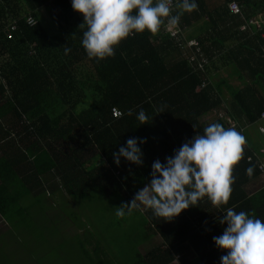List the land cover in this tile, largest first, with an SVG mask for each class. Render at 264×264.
Masks as SVG:
<instances>
[{
    "label": "trees",
    "instance_id": "1",
    "mask_svg": "<svg viewBox=\"0 0 264 264\" xmlns=\"http://www.w3.org/2000/svg\"><path fill=\"white\" fill-rule=\"evenodd\" d=\"M229 1L223 0L212 15L207 0H196L198 9L181 16L178 27L182 31L204 16L210 17L213 32L206 39L218 52L212 55L206 39L198 38L201 52L211 60L200 71L196 63L188 62L191 50L184 51L181 43L169 36L166 24L156 34L146 29L128 36L114 46V57L90 59L81 43L87 26L79 28L84 17L73 10L72 0H0V125L3 119L9 120L4 130L7 136L18 128L0 154V224L5 225L0 235L30 223L43 232L48 225L56 231L61 222L55 218V208L63 204L72 209L75 205L76 211L90 200L115 197L130 202L150 183L155 160L164 163L210 124L232 128L227 118L237 121V130L241 132L242 127L246 138L243 158L232 170L235 182L228 204L215 206L205 196L198 206H190L172 220L157 218L145 206L134 209L146 220L151 235L161 239L141 261L168 264L172 252H182L188 243L201 264H221L223 251L218 256H201L203 249H214L213 237L227 227L216 225L219 220L215 217L223 218L221 210L231 207L264 221V183L255 158L258 155L264 160V137L262 142L254 141L244 133L247 124L264 122V29L256 31L253 25L240 28L264 12V0H234L242 15L229 14ZM41 9L58 34L45 30ZM181 12L177 6L175 14ZM26 13L34 15L37 25L30 27L20 18ZM17 18V30L8 37V26ZM228 23L233 24V48L219 49L227 38ZM66 48L70 49L67 53ZM224 51L233 54V78L239 86L219 80L213 72L218 70V56ZM6 88L12 93H6ZM112 107L122 115L114 117ZM141 109L148 117L146 124L137 119ZM129 138L146 140L138 145L144 154L141 166L123 157L119 166L114 162L112 154L126 146ZM249 167L254 169L251 178L246 174ZM71 213L66 217L77 222V214ZM84 222H77L81 232L92 226ZM93 231L96 236L89 237L93 244L77 236L72 238L74 247L78 238V253L87 264H108L101 258L106 257L99 245L102 230Z\"/></svg>",
    "mask_w": 264,
    "mask_h": 264
},
{
    "label": "clouds",
    "instance_id": "2",
    "mask_svg": "<svg viewBox=\"0 0 264 264\" xmlns=\"http://www.w3.org/2000/svg\"><path fill=\"white\" fill-rule=\"evenodd\" d=\"M178 7L183 12L173 15L171 0H72L73 10L84 17L79 28L87 26L82 46L90 59L98 60L114 57V46L128 36L146 29L156 34L165 24L178 25L184 12L198 9L196 0H181ZM137 119L146 124L148 117L143 109ZM144 143L145 139L129 138L126 146L112 154L116 165L121 157L143 165L144 154L138 145ZM245 144L246 138L235 128L220 123L208 125L202 135L184 142L164 163L155 160L150 183L130 202L115 207L116 216L131 215L143 205L157 218L172 220L190 206H198L205 196L215 206L227 205L235 182L232 170L243 158ZM253 172L252 167L246 169L249 178ZM223 212L219 223L227 227L222 235L213 237L217 248L227 250L220 257L221 264H264V221L255 218L254 213L236 212L231 207Z\"/></svg>",
    "mask_w": 264,
    "mask_h": 264
},
{
    "label": "rangeland",
    "instance_id": "3",
    "mask_svg": "<svg viewBox=\"0 0 264 264\" xmlns=\"http://www.w3.org/2000/svg\"><path fill=\"white\" fill-rule=\"evenodd\" d=\"M46 14L44 9L40 10L41 19L47 17ZM44 23L46 24V21ZM233 86H239L234 79ZM244 133L250 136L252 140L262 142L264 122L260 120L253 124H247ZM256 185L257 183L253 185V188ZM121 204H123L122 201L112 197L104 201L90 200L88 203H82L76 211H74L75 205L73 206L74 210L64 204L58 206L55 208L56 213L54 215L61 224L57 226L56 231L49 229V225L44 232L39 225L33 226L32 223L26 227L23 225L15 226L14 229L8 230L9 233L0 235V264H87L86 260L78 253L79 239L77 238L75 249L74 245L76 244H73L75 239L72 241V238L77 236L88 238L93 244L94 241L90 238L96 236L93 231L95 228L98 231L102 230L99 233L101 236L99 245L106 253V257L101 258L108 260V264H115V262L119 264H145L140 263L141 258L137 256L136 251H147L159 244L160 239L157 235L156 238H151L152 232H149L146 220L143 221L138 213L132 211L131 215L126 214L123 218L117 217L115 207ZM140 208L144 209L143 205ZM70 210L72 215L74 212L77 214V222L86 221L92 224L91 227H86L88 231L81 232L77 228V222L68 220L66 216ZM125 211L127 212V210ZM32 222L37 223L36 220ZM4 227L5 225L3 226L1 223L0 230H4ZM26 230L27 233L25 234ZM145 234L151 235L147 242L144 238Z\"/></svg>",
    "mask_w": 264,
    "mask_h": 264
},
{
    "label": "crops",
    "instance_id": "4",
    "mask_svg": "<svg viewBox=\"0 0 264 264\" xmlns=\"http://www.w3.org/2000/svg\"><path fill=\"white\" fill-rule=\"evenodd\" d=\"M222 1L223 0H207L208 6L210 9L209 11L211 12L212 15H216L214 11H216V9L221 6ZM229 14L233 15L230 12H229ZM46 16L47 17H43L41 19L43 23H44V21H46V24L45 23L43 24L45 30H47V32L50 35L58 34V29L55 27L52 20L48 17L47 14H46ZM227 27H230V29L228 28L229 29L228 31L225 28L227 38L224 40L223 45L219 46V49L228 50V49L233 48V35H232L233 24L228 23ZM212 28H213V26L211 24L210 17L204 16L203 19H200L197 22H195L194 25L191 26L190 28H188L187 31H182V32H183L184 39H196V40H198V38H201V37H204V39H206V38H209V33L213 32ZM219 29H223V28L219 27ZM223 31H224V29H223ZM186 35H190V36L188 37ZM205 44L209 46V49H211L210 53H212V55L217 54L218 51L216 50V48L212 49L213 47L211 45V41H207V39H206ZM183 50L186 51L187 49H183ZM204 57H206V54ZM215 60L216 59H214L212 61H215ZM208 61H211V60L208 59ZM217 63H218V67H217L218 70H215L213 72H216L219 80H221V79L226 80L227 82H229V84L231 86H233V79H234L233 78V54L227 55V53L225 51L221 52V54L218 56V62ZM0 82H1V78H0ZM8 91L10 93H12V91H10V88H6V93H8ZM223 96L225 98H227V100H228L227 102H229L228 91L225 89L223 90ZM5 117H7V116H5ZM8 117H12V115H9ZM16 120L18 121V117H16ZM7 121L9 122V120L7 118L3 119L1 121V125H0V154H1V151L3 149L7 148L6 142L12 141V139L14 137V133H17V131H18V128L15 131L12 130V131H10V134L7 136L4 133V130H6V128H7ZM17 121H15V122L17 123ZM17 126H18V123H17ZM262 134H264V133H262ZM262 148L264 149V145L262 146ZM262 160H263V158H262ZM261 179H262V183H264V174L261 175ZM220 215H223V217H224L223 210H221ZM213 219H214V217H213ZM216 219L220 220L222 218L221 217H215V220ZM216 225L220 226L222 224H220L218 222ZM218 228H221V227H218ZM156 235L157 234H153L151 238H156ZM159 239H160V237H159ZM148 240H150V238L146 239V242ZM160 243H161V239H160ZM186 244H188V243H186ZM186 244H185V248L182 250V252H179L178 254L172 252L173 258L171 257L172 260L168 264H188V263L189 264H201L199 258L197 257V253L193 250L192 247H190ZM157 245H155V246H157ZM213 248L214 249H212V250L203 249V251H201V256L206 257V254H207V256H209L210 253L217 254V256H218V254L222 253V251H223L224 255L227 254V250H221V249L217 248V246H213ZM147 251H144V252L138 251L136 254L138 257H143V256H145V253H147ZM182 257L184 258L185 262L181 260ZM140 263L146 264L147 263L146 259H145V261H140Z\"/></svg>",
    "mask_w": 264,
    "mask_h": 264
},
{
    "label": "built area",
    "instance_id": "5",
    "mask_svg": "<svg viewBox=\"0 0 264 264\" xmlns=\"http://www.w3.org/2000/svg\"><path fill=\"white\" fill-rule=\"evenodd\" d=\"M181 0H171V4H172V14L174 15L176 12V8L177 6L180 4ZM227 9L230 13L232 14H240L242 15V11L240 6L238 5V3L234 0H231L228 2L227 4ZM20 18H23L25 23L32 27L37 25L38 21L37 19L34 17L33 14L31 13H26L22 16H20ZM20 18H17L12 24H10L8 26L7 29V36L8 37H12L13 32H15L17 30V22ZM248 25H253L256 28V31H263L264 29V12H259L256 15H254L253 17H251L248 22L240 25V28L242 30H244L246 27H248ZM167 26L168 29V33L169 36L173 37V39L179 43H181L180 47L182 49H190L191 50V54L188 55V62H191L192 65L193 63H196V70H200V71H204L205 70V66L207 65V63L209 62L208 59L206 57H204V53L201 52V47H200V43L198 40L196 39H184L183 36V32L182 30L178 27V25L176 26ZM262 35L264 33H261ZM201 87H206V83H204L203 85H201ZM111 113L114 117H119L122 115V111L116 107H112L111 108ZM261 118L264 119V113L261 114ZM227 121L229 123V126H231L232 128H235L237 130L238 127V123L235 120H231L229 118H227ZM238 131V130H237ZM240 131H243V128H240ZM256 160L258 161V170L264 174V160H262L261 157H259L258 155H255ZM247 161L250 162L252 161V157L249 156L247 158Z\"/></svg>",
    "mask_w": 264,
    "mask_h": 264
}]
</instances>
